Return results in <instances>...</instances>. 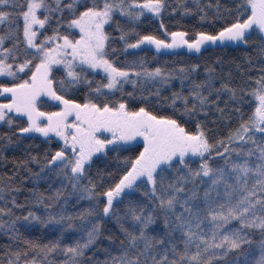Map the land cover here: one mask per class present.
I'll use <instances>...</instances> for the list:
<instances>
[{
    "label": "snow or ice",
    "instance_id": "obj_1",
    "mask_svg": "<svg viewBox=\"0 0 264 264\" xmlns=\"http://www.w3.org/2000/svg\"><path fill=\"white\" fill-rule=\"evenodd\" d=\"M0 124V264H264V0H0Z\"/></svg>",
    "mask_w": 264,
    "mask_h": 264
},
{
    "label": "trees",
    "instance_id": "obj_2",
    "mask_svg": "<svg viewBox=\"0 0 264 264\" xmlns=\"http://www.w3.org/2000/svg\"><path fill=\"white\" fill-rule=\"evenodd\" d=\"M206 2V0H205ZM198 18H188L184 21V24L191 29L192 25H196L197 28L201 27V25L199 23H197ZM165 23L169 25L170 29L173 28L174 24L173 21L171 19L166 18L165 19ZM157 24L156 21L152 22V25L155 26ZM150 26L149 25H145V29L147 30ZM204 27H207V25L205 24ZM247 51H251L250 47H240V48H228L223 50V52H221L219 49H215V48H209L208 52L205 53V57H209V56H213L216 54H223L226 56V58H235L237 61L242 62L244 60V53ZM145 52H147V58L152 61V57L155 55V52L149 49H145ZM139 54V53H137ZM198 55V54H197ZM197 55H193L191 53L188 52H177L176 54H170V55H161L160 57H158V60L160 63H163L164 61H174V60H188L189 58H191L192 61L194 62H200L199 60H197ZM153 63H156V61H152ZM174 86L178 89L179 88V81H174ZM129 90H131V86H128ZM168 93L166 92L165 95H167ZM9 128L6 125H0V134H3L5 132H8ZM224 131H226V129L221 126L220 132L223 133ZM213 133H216V129H213ZM13 139H16L15 137H13ZM29 144H34V146L32 148H28ZM35 145H39V148H36ZM47 145L43 144L41 140L37 139L34 142L32 141H28L25 140L23 141V146L20 148H16V147H11L8 150V155H9V160L5 163L3 161H0V182H3L5 179V176H11L13 174V172L15 171L14 168V160L13 157L16 159H20L23 157L24 151L25 149H27L28 151H41L46 148ZM34 167L36 168V170L38 171V167H36L34 165ZM20 179L21 178H17V180L15 181L16 184H20ZM33 187V184L29 181L25 183L24 186V190L20 193H12V195H16L18 202H22L24 196L28 195L29 193L27 192L28 188ZM39 187L42 189H46L48 187L47 183L44 181H41V183L39 184ZM4 203V201H0V205H2ZM81 207L82 206H78ZM35 210H40L39 206H37V208ZM113 226L111 224L107 225V228H112ZM59 234L58 230L55 229L53 226H49L48 228H43L39 225H37L35 228L31 229L28 232L24 233L25 237H31V238H39L41 240H48V239H54L57 235ZM78 235L77 233H75L74 231H69L65 234V242H71V237ZM9 243L8 239L6 236H4L3 234H0V252L3 251V246L5 244ZM100 258L103 259V255L99 254ZM57 259H62V257H57Z\"/></svg>",
    "mask_w": 264,
    "mask_h": 264
},
{
    "label": "rangeland",
    "instance_id": "obj_3",
    "mask_svg": "<svg viewBox=\"0 0 264 264\" xmlns=\"http://www.w3.org/2000/svg\"><path fill=\"white\" fill-rule=\"evenodd\" d=\"M151 50L155 52L154 48H152ZM168 51L169 52H175V53H177V52H188V53H191L190 50H188L186 48L185 49H179V50H168ZM79 206H82V208L83 207H87L88 206V202L87 201H81ZM256 238L258 239L259 237L257 236Z\"/></svg>",
    "mask_w": 264,
    "mask_h": 264
}]
</instances>
